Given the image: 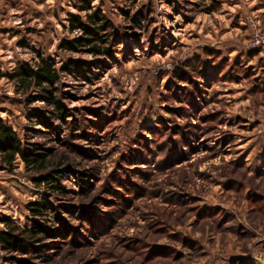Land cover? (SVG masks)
I'll return each instance as SVG.
<instances>
[{
    "label": "rangeland",
    "instance_id": "rangeland-1",
    "mask_svg": "<svg viewBox=\"0 0 264 264\" xmlns=\"http://www.w3.org/2000/svg\"><path fill=\"white\" fill-rule=\"evenodd\" d=\"M85 1L0 0V124L47 151L67 191L0 153V229L31 228L41 201L43 224L74 231L0 247V264H264V0ZM97 9L113 54L63 48L82 36L70 14ZM40 56L60 70L64 119L8 75Z\"/></svg>",
    "mask_w": 264,
    "mask_h": 264
},
{
    "label": "trees",
    "instance_id": "trees-1",
    "mask_svg": "<svg viewBox=\"0 0 264 264\" xmlns=\"http://www.w3.org/2000/svg\"><path fill=\"white\" fill-rule=\"evenodd\" d=\"M89 0L80 7L82 12H87L90 8ZM70 26L69 30H80L82 36L75 42L64 40L62 47L65 49H75L79 46H89L90 52L95 55H112L114 42L117 35L109 32L114 27L112 21L101 11L95 10L86 15L79 13H71L68 17ZM114 34V37H112ZM110 37V38H109ZM110 44L103 47V44ZM207 54H211L207 52ZM66 68V67H65ZM69 70L78 72L82 75L89 76L91 67L86 61L69 60L67 64ZM9 77L16 81L18 92L29 94L30 91L36 90L39 96L46 100L48 105L55 106L60 110L59 116L65 118V107L55 96L56 84L60 80V70L56 66L54 60L49 56H40L39 62L35 67L29 63L23 62L18 68L8 74ZM179 80H188L186 71L177 69L174 73ZM28 101H33L34 95H29ZM49 120H45L48 126H51ZM94 128H98V123H94ZM0 153L3 157L5 165H12L17 158H20L25 167L29 171L36 172L37 176L34 180L39 183L46 184L52 192L65 194L67 191L59 182L64 176L63 169L48 170L47 160L49 153L43 151L42 147L37 143L28 140H22L13 127L5 122L0 124ZM86 184V179H81ZM86 187L82 185L84 190ZM31 211V219L33 225L31 228L21 227L12 223L9 219H5V228L0 229V247L8 252H20L35 247L37 242H42L45 238H53L60 235H72L73 228L65 221H59V225L50 226L43 224L42 219L47 212V206L41 201H31L28 203ZM82 214L91 218V212L82 209ZM93 218V217H92ZM40 245V244H38Z\"/></svg>",
    "mask_w": 264,
    "mask_h": 264
}]
</instances>
